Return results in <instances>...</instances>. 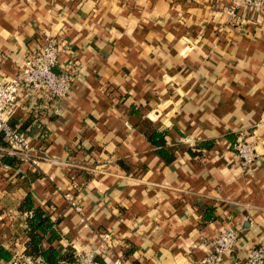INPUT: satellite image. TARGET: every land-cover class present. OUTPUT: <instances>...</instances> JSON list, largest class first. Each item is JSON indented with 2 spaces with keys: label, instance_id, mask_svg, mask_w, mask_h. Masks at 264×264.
I'll list each match as a JSON object with an SVG mask.
<instances>
[{
  "label": "crops",
  "instance_id": "crops-1",
  "mask_svg": "<svg viewBox=\"0 0 264 264\" xmlns=\"http://www.w3.org/2000/svg\"><path fill=\"white\" fill-rule=\"evenodd\" d=\"M230 4L0 0V77L47 35L68 43L54 69L72 75L56 110L18 95L10 123L38 162L0 150V245L10 255L25 253L29 193L60 254L101 258L99 230L124 264H207L211 240L231 226L237 246L217 264L264 244V6L233 15ZM242 132L259 152L246 166L233 150Z\"/></svg>",
  "mask_w": 264,
  "mask_h": 264
},
{
  "label": "built area",
  "instance_id": "built-area-1",
  "mask_svg": "<svg viewBox=\"0 0 264 264\" xmlns=\"http://www.w3.org/2000/svg\"><path fill=\"white\" fill-rule=\"evenodd\" d=\"M264 0H231L230 13L235 14L237 9H250L263 7ZM68 49L65 40H59L50 35L44 36L41 43L29 48L22 64L14 75L0 77V134L5 143L0 147L6 154L15 155L23 161L36 165L38 158L32 153L29 137L25 131L14 127L10 119L15 112L17 98L20 92L25 91L40 104H45L48 109L67 98L71 91L72 75L67 71H56L59 54ZM233 150L241 165L253 163L259 156L255 144L247 139L242 132L233 143ZM64 199L77 212L81 213L80 205L75 201L70 190L62 192ZM82 225L88 223L81 215ZM101 240L98 252L102 259L109 258V264H124L123 259L113 254V237L111 232L99 230L97 233ZM239 232L236 227H227L220 231L210 242L211 249L205 256L207 264H217L222 259V254L233 250L237 246ZM242 255L237 258V264H264V244L250 245L243 249ZM42 259L32 257L27 253L14 251L3 264H41ZM72 264H102L96 257L74 249Z\"/></svg>",
  "mask_w": 264,
  "mask_h": 264
},
{
  "label": "trees",
  "instance_id": "trees-1",
  "mask_svg": "<svg viewBox=\"0 0 264 264\" xmlns=\"http://www.w3.org/2000/svg\"><path fill=\"white\" fill-rule=\"evenodd\" d=\"M3 161L12 163L10 157L5 155ZM22 211H31V215L27 217L28 235L29 239L26 243L24 252L32 255V257L41 258L45 264H72L74 258V250L69 247V250L60 254L51 241L55 238L54 229L52 228L53 222L49 218V214L42 208L34 205L31 194H27L22 203L20 204ZM52 233L48 237L49 245L43 246L42 241L46 232ZM9 251L0 245V256L9 257Z\"/></svg>",
  "mask_w": 264,
  "mask_h": 264
},
{
  "label": "water",
  "instance_id": "water-1",
  "mask_svg": "<svg viewBox=\"0 0 264 264\" xmlns=\"http://www.w3.org/2000/svg\"><path fill=\"white\" fill-rule=\"evenodd\" d=\"M96 259H97L99 262H101L102 264H106V263L103 262V260H102L100 257H96Z\"/></svg>",
  "mask_w": 264,
  "mask_h": 264
}]
</instances>
